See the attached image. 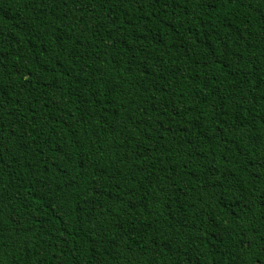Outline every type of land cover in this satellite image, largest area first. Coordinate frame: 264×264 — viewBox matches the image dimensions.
I'll return each mask as SVG.
<instances>
[{"label": "trees", "instance_id": "trees-1", "mask_svg": "<svg viewBox=\"0 0 264 264\" xmlns=\"http://www.w3.org/2000/svg\"><path fill=\"white\" fill-rule=\"evenodd\" d=\"M264 262V0H0V264Z\"/></svg>", "mask_w": 264, "mask_h": 264}, {"label": "snow or ice", "instance_id": "snow-or-ice-1", "mask_svg": "<svg viewBox=\"0 0 264 264\" xmlns=\"http://www.w3.org/2000/svg\"><path fill=\"white\" fill-rule=\"evenodd\" d=\"M261 264H264V262H261Z\"/></svg>", "mask_w": 264, "mask_h": 264}]
</instances>
